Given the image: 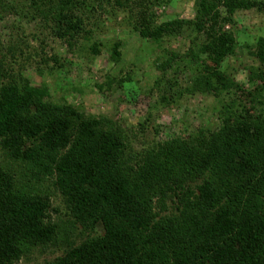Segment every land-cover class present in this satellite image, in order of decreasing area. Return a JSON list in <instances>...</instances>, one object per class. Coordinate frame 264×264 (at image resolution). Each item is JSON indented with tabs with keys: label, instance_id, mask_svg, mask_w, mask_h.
<instances>
[{
	"label": "trees",
	"instance_id": "1",
	"mask_svg": "<svg viewBox=\"0 0 264 264\" xmlns=\"http://www.w3.org/2000/svg\"><path fill=\"white\" fill-rule=\"evenodd\" d=\"M102 2L115 4L130 32L162 50L156 69L174 78L164 83L166 110L186 97L229 94L235 84L222 65L236 51L235 16L264 7L197 0L194 19L158 24L159 10L173 0ZM8 5L0 0V13ZM89 7L86 0L30 3L70 44L85 33ZM178 38L187 40L182 55L168 47ZM100 47L93 44L95 57ZM121 47H111L114 64ZM250 56L264 66V38ZM191 63L181 86L180 71ZM254 73L248 85L256 103L233 104L223 114L230 125L138 154L109 117L50 102L46 87L12 78L0 60V264L53 249L61 256L44 264H264V85H255Z\"/></svg>",
	"mask_w": 264,
	"mask_h": 264
},
{
	"label": "rangeland",
	"instance_id": "2",
	"mask_svg": "<svg viewBox=\"0 0 264 264\" xmlns=\"http://www.w3.org/2000/svg\"><path fill=\"white\" fill-rule=\"evenodd\" d=\"M7 1L11 8L0 13V60L10 76H23L38 89L46 87L52 103L66 104L88 116L109 117L126 131L134 153H142L161 141L188 138L200 130L214 131L230 125L231 119L223 114L233 104L256 103L257 92L248 85L253 71L255 85H264V66L250 56L257 41L264 38V7L262 11L253 9L235 16L236 51L222 65L235 84L229 94L219 98L186 97L166 110L161 108V96L164 85L174 78L172 73L162 77L156 69L157 60L164 61L162 50L150 47L130 32L126 16L115 4L101 6L104 0H86L92 15L87 13L85 33L70 44L57 37L53 21H44L30 8L32 0ZM196 1L173 0L167 9L159 10L157 23L194 19ZM254 1L264 4V0ZM107 12L110 13L106 15ZM120 41L121 61L114 64L110 60L111 47ZM184 41L187 42L182 38L172 40L168 47L182 55L188 46ZM96 43L101 46L98 57L92 53ZM194 67V63L186 64L180 71L177 80L181 86L191 79ZM129 76L132 82L126 83ZM158 82L162 85L157 86ZM75 235L81 237L79 231ZM61 254L54 249L44 255L37 252L17 264H44Z\"/></svg>",
	"mask_w": 264,
	"mask_h": 264
}]
</instances>
